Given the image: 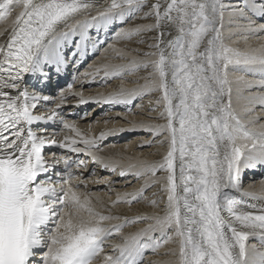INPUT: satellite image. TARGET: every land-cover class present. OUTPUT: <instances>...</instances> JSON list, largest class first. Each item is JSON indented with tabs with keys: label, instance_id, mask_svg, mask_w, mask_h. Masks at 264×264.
I'll return each instance as SVG.
<instances>
[{
	"label": "snow or ice",
	"instance_id": "6c2138e0",
	"mask_svg": "<svg viewBox=\"0 0 264 264\" xmlns=\"http://www.w3.org/2000/svg\"><path fill=\"white\" fill-rule=\"evenodd\" d=\"M104 5L101 10L98 0H0V20L22 9L0 43V264H94L109 238L146 221L145 228L114 245L112 254H104L102 264H142L146 251L156 253L169 243L175 247L164 254L174 257L171 264H264V187L249 191L240 182L244 171L264 168V124L259 117L243 120L233 102L234 97L245 102V115L264 109V44L241 50L224 38L226 22L245 40L264 34V24L252 19L264 18V0H104ZM134 18L153 23L115 35L130 40L155 32L150 51L140 53L147 59L105 64L82 79L97 83L100 77L104 83L143 70L144 83L88 99L69 85L55 109L35 114L48 97L22 87L28 76L47 83L53 74L78 69L107 43L101 30ZM115 52L117 59L126 58L125 50ZM154 93L159 95L150 111L162 109V124L132 122L128 129L93 136L91 128L81 131L61 111L69 95L78 105L131 109ZM49 123L74 135L57 140L39 128ZM137 130L151 135L147 146L167 145L159 160L130 158L124 164L123 158L103 155L109 136ZM50 148L62 151L46 153ZM82 155L120 177L143 181L113 206L139 203L160 185V201H149L159 211L107 225L121 217L97 211L70 183L73 167H87ZM253 239L257 243H250Z\"/></svg>",
	"mask_w": 264,
	"mask_h": 264
},
{
	"label": "bare ground",
	"instance_id": "6f19581e",
	"mask_svg": "<svg viewBox=\"0 0 264 264\" xmlns=\"http://www.w3.org/2000/svg\"><path fill=\"white\" fill-rule=\"evenodd\" d=\"M228 3L238 4L240 0H226ZM98 3L101 5V10L104 5V0H98ZM22 11L20 8H16L11 15L5 19L0 20V43H4L7 39L8 33H10L11 29L14 26V21L17 15ZM92 15H95V11L92 12ZM255 24H264L262 22L257 21V17H252ZM142 19L134 18L133 21L127 19L126 22L121 23L117 21L114 23L116 28L113 25L109 29H114V31H119L121 28L124 29H133L138 24H149L148 22H142ZM152 23V22H151ZM239 24H246L247 21H237ZM137 24V25H136ZM109 31V30H108ZM105 31L102 33L99 32V37L101 40H105L107 35L109 34ZM236 31L233 27L231 30L229 25L225 24L224 28V38L225 43L232 46L244 50L248 47L257 48L264 44V34L249 36L247 40L243 38L242 35H236L238 38L234 39L232 32ZM116 32L113 33L112 41H107L106 46L102 49L100 56L94 61L91 60L88 63L86 68L78 70L75 68L78 74H83L85 72H93L97 67H102L105 64H121L127 63V60L132 58L136 59H147L142 57L140 53L150 51L147 47H143L141 45H136L135 41L125 40L122 38L116 37ZM150 34V33H148ZM147 34V35H148ZM97 33L93 35V39H95ZM153 36V35H152ZM155 36V35H154ZM153 36V37H154ZM143 37V36H142ZM150 37V36H149ZM141 38V37H140ZM136 40V39H135ZM144 40V38H143ZM133 42V43H132ZM137 42V41H136ZM153 42V41H152ZM151 42V43H152ZM145 44V43H144ZM112 45V47H109ZM147 45V44H146ZM101 46L99 47V49ZM115 50H125L127 53L126 58L124 60H120L116 58ZM138 50V51H132ZM93 61V62H92ZM143 72V70L139 71ZM147 73V72H146ZM243 72H234L235 75H244ZM140 74V73H139ZM102 76V73H101ZM140 76V75H139ZM142 76V75H141ZM140 76V78H141ZM132 77V80L129 81ZM144 77V76H143ZM248 79H255L254 77L247 76ZM100 77H97L98 83H88L83 79L80 80L79 84L76 86L74 91H83V95L86 99L92 98L97 94H111L119 90L121 85L125 88H134L138 84L144 83V80L141 78L137 79V75L132 74L126 76L123 80L113 79L112 81H106V83H99ZM24 83V82H23ZM57 84L60 85L59 81ZM85 84L86 86L81 88V85ZM98 84V86H97ZM61 86V85H60ZM59 86V87H60ZM63 86L62 88H64ZM61 92L59 91V95ZM159 95V93H154L150 96H146L140 101H138L140 107H135L129 109L128 106H112L105 105L109 111H106L102 118L94 117L95 120L86 119L84 121L81 119V114H77L75 116V120L69 121L70 123H74L81 131L88 132L89 128H91V134L93 136H98L102 131H108L111 129H119L125 128L128 129L131 127L132 122H144V123H164L163 119H160L159 112L162 110L157 108L156 111H150L153 107H155V99ZM234 107L237 112L241 115L242 119L245 121L252 120L256 117H259V123L264 124V109L257 107L251 114L245 115L244 107L245 102L243 100L233 99ZM60 103V102H59ZM91 104V103H89ZM53 104L50 108H52ZM103 104L93 105L91 114L94 116L96 112H98V108ZM78 99L72 98L70 95L66 101V105L62 108L65 111L74 112L78 107ZM108 112V113H107ZM119 116V118H118ZM107 121V123L105 122ZM51 133V131H47ZM133 134V135H132ZM74 135L67 130H61L59 135L55 136L58 140H63L65 136ZM130 137V138H129ZM129 138V139H128ZM128 139V141H127ZM152 139L151 135L146 131H125L122 133H117L115 135L109 136L105 141H103V155L109 159L121 160L122 163L127 164L129 159H147L149 161L159 160L162 155L166 152L167 145L160 143H153L150 147L145 144V141ZM141 145H144L141 147ZM73 159H77L75 155H73ZM79 159L85 160L87 162V167L78 170L73 167L74 170V178L71 181V184L74 186H78L76 190L81 194V198L87 196L92 200V203L97 211H100L102 214L108 215H117L120 216V220H112L105 222L107 225L122 223L125 217L129 219L135 218L137 215H145L152 214L153 212L159 211V208H153L150 204V199H156L160 201L161 193L159 192L160 185H156L150 191L146 193V199L140 201L139 203H133L131 206L125 203L117 204L113 206V202L116 201L118 196H123L124 193H130L139 189L143 183V181H136L133 177H120L117 173L104 170L101 165L92 163L91 160L87 156H80ZM260 172V173H259ZM264 168L256 167L254 169H248L241 174L240 182L243 188L249 191H259L262 187H264ZM262 174V177L259 175ZM159 175H163L160 173ZM251 176H255V178H251ZM153 193L157 195L153 197ZM160 206L163 204L160 202ZM147 221L143 223H134L129 224L125 228L122 229L120 234H114L113 237L109 238L108 241L105 242L104 254H112V248L116 244H121L123 242V237L129 234H134L138 232L140 229L145 228L147 226ZM250 243H257L255 239L251 240ZM175 245L169 243L167 246L161 247L156 253H153L151 250L145 252L142 258V264H171L174 260V257L165 255L164 253L169 248H174ZM96 261L94 264H102L103 255Z\"/></svg>",
	"mask_w": 264,
	"mask_h": 264
},
{
	"label": "rangeland",
	"instance_id": "374dc122",
	"mask_svg": "<svg viewBox=\"0 0 264 264\" xmlns=\"http://www.w3.org/2000/svg\"><path fill=\"white\" fill-rule=\"evenodd\" d=\"M153 2H154V0H153ZM140 15H142V14H138V17H139ZM130 20L133 21L134 19H130ZM257 21L264 23V18H263V20H257ZM142 22H148V23L150 22L149 24H151V22L153 23L152 20H143V19H142ZM142 22H141V23H142ZM245 22H246V21H245ZM137 24L140 25V23H137ZM137 24H136V25H137ZM138 25H137V26H138ZM141 25H142V24H141ZM143 25H144V24H143ZM258 25H259V24H258ZM137 26H136V27H137ZM147 34H148V33H144V34H142V35L139 36V37H135V38H133L132 40L135 41L136 45H141V46L147 48V47H148V44L151 43V42L153 41V40H152V37H153L154 35H156V33H155V32H151L150 34H148V35H147ZM152 35H153V36H152ZM142 36H143V37H142ZM149 36H150V37H149ZM140 37H141V38H140ZM143 38H144V43H145V44H144V43H143V44L139 43L138 41L141 40V39L143 40ZM237 38H238V37L235 35V36H234V39H237ZM135 39H136V40H135ZM136 41H137V42H136ZM132 43H133V42H132ZM146 44H147V45H146ZM98 49H99V48H98ZM127 61H128V60H127ZM139 73H140V74H139ZM242 74H244V73H242ZM136 75H137V79L140 80L141 78H143V76H146L147 73H146L145 71H143L142 73H141V72H137ZM139 75H140V76L142 75L141 78H140ZM112 80H113V79H111V81H112ZM128 80L131 81V80H132V77H131L130 79L128 78ZM97 83H98V82H97ZM104 83H106V82H104ZM102 84H103V83H102ZM97 86H98V84H97ZM132 108H135V107H132ZM132 108H131V109H132ZM261 110H262V109H261ZM98 113H99V112H96V113L94 114V117H97V114H98ZM105 113H106V112L99 114L98 117L102 118V117L104 116ZM132 135H133V134H132ZM129 138H130V137H129ZM129 138H128V139H129ZM128 139H127V141H128ZM127 177H128V176H127ZM251 178H255V176H251ZM241 185H242V184H241Z\"/></svg>",
	"mask_w": 264,
	"mask_h": 264
}]
</instances>
